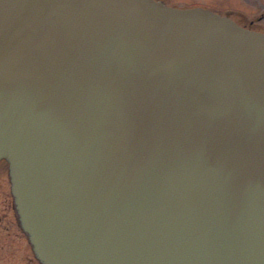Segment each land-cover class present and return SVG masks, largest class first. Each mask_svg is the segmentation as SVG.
<instances>
[{
    "label": "water",
    "instance_id": "1",
    "mask_svg": "<svg viewBox=\"0 0 264 264\" xmlns=\"http://www.w3.org/2000/svg\"><path fill=\"white\" fill-rule=\"evenodd\" d=\"M0 160L41 264H264V32L0 0Z\"/></svg>",
    "mask_w": 264,
    "mask_h": 264
},
{
    "label": "flooded vegetation",
    "instance_id": "2",
    "mask_svg": "<svg viewBox=\"0 0 264 264\" xmlns=\"http://www.w3.org/2000/svg\"><path fill=\"white\" fill-rule=\"evenodd\" d=\"M167 5L179 8L187 7H203L207 8L213 12L226 15L235 20L238 24L256 31H264V26H261L254 19H249L248 22H241L234 19L233 16L238 17H248L256 16L257 20L260 21L264 19V0H186L184 3H176L171 0H159ZM181 1V0H180ZM256 24L259 26L257 27ZM0 162L6 165L0 171V226L3 227L8 234L10 229H12L17 235L15 228L20 231V226L15 214L14 203L11 194V184L8 176V164L5 160H0ZM23 239L26 242V248L28 249V259L39 261L34 257L30 244L27 241L26 235L22 232Z\"/></svg>",
    "mask_w": 264,
    "mask_h": 264
},
{
    "label": "rangeland",
    "instance_id": "3",
    "mask_svg": "<svg viewBox=\"0 0 264 264\" xmlns=\"http://www.w3.org/2000/svg\"><path fill=\"white\" fill-rule=\"evenodd\" d=\"M176 3H184L186 0H171ZM234 19H237L241 22H248L249 19H254L258 24L264 26V19L258 21L256 16L248 17H238L233 16ZM257 27H259L256 24ZM264 32V31H263ZM6 165L0 162V171L2 168H5ZM11 234H8L7 231L0 226V264H38L36 261L28 259V249L26 248V242L22 236V231H18L17 235L12 229L9 230Z\"/></svg>",
    "mask_w": 264,
    "mask_h": 264
}]
</instances>
